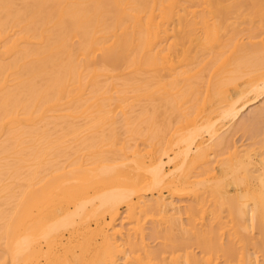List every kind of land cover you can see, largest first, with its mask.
<instances>
[{"label":"bare ground","instance_id":"6f19581e","mask_svg":"<svg viewBox=\"0 0 264 264\" xmlns=\"http://www.w3.org/2000/svg\"><path fill=\"white\" fill-rule=\"evenodd\" d=\"M228 1L0 0V264H197L189 234L200 264H264V129L232 141L244 102L218 124L264 92V43L222 39Z\"/></svg>","mask_w":264,"mask_h":264},{"label":"rangeland","instance_id":"374dc122","mask_svg":"<svg viewBox=\"0 0 264 264\" xmlns=\"http://www.w3.org/2000/svg\"><path fill=\"white\" fill-rule=\"evenodd\" d=\"M235 2H234L235 4L231 3V1L226 2L227 5L225 7H227L230 4L229 7H231V8L226 10L225 15L227 14L226 15L227 18H225L226 16L224 15V17H223L224 19L221 21L223 24L222 30L220 31V36L222 37V39L226 40L230 36L232 31H230L231 27H229V25L232 22H236V24H235V26L237 28L236 30H237V32L240 33V35L242 34L241 35V39H243V41H241L242 43L243 42L246 43V40L248 42L247 36H250L251 34H253V35H260L261 34L262 38L260 37V39H262V42L264 43V14H262L260 11H259L260 13L258 12V6L256 4L258 2H263V0H237V1L235 0ZM222 5L224 7V4H222ZM200 9L201 8H199L198 10H200ZM226 19H228V20L225 22ZM245 38H246V40H245ZM257 41H259V38L257 39ZM254 78H255V76H247L246 75L244 78L241 79L240 82L243 85L246 84L245 85V87H246L247 85L249 86L251 84V82L254 80ZM119 83H121V80ZM256 85L259 87L264 85V78L262 80H259V82ZM202 89L203 88H201V90ZM263 95H264V92H262L261 89H258V88L256 89L255 87H252V88H250V91L246 94L243 101L241 100L240 102L236 103L232 107H224V108L219 109V112H218L219 113V116H218L219 117V119H218L219 123L218 124L223 125L222 129H224L231 122L232 113L234 112V110L237 108H240V106L244 102L245 105L239 110L240 113L238 114V120H237L236 127L241 125V124H245L246 126H248L247 127L248 130L246 129L247 131L245 130V131L238 132L235 135V137L232 139V141L236 142V145H239V146L242 145L243 146L242 149L246 148V147H250V145L252 143L259 141L260 137H258V136L256 137L254 135V133H256V132L258 133L259 131L261 132L262 131L261 129L262 128L264 129V124H263L264 118H262L261 116L259 117V114H258L259 106H257L258 104H256V102ZM254 105L257 106V108H255ZM188 106H189V104L185 105V107H188ZM247 106L248 107L253 106L254 108H252L253 110L251 109L249 112H247L249 109V108L246 109ZM254 114H257V115H254ZM256 116L260 119L255 118ZM260 121L262 123H260ZM251 122L253 125L251 124ZM246 123H248V124H246ZM218 124H217V126H219ZM254 124H255V126H254ZM259 126H260V128H259ZM256 129H258L259 131ZM123 132H124V129L122 128V126L118 125L117 126V133L121 138H123ZM216 134H218V133H216ZM205 135L206 136H204V137L208 138L207 137L208 135L206 133H205ZM229 136H231V135H229ZM228 139L231 140L230 137ZM255 147H258V145H255ZM193 149L195 150V148H193ZM174 200L181 207L182 211L186 210V208L188 206H191L194 204L193 201L191 199H189L188 195H181L180 197H175ZM211 202H212L211 199H210V201L207 202V207L209 206L208 210H210V209L215 210V205L213 202L212 203ZM223 206L225 207L226 204H224ZM223 215L225 217L227 214L223 213ZM123 216H124V209H121L120 210V218ZM184 223L185 224L187 223L185 219H184ZM151 227L152 226H151L150 222L146 223V225H145L146 241L148 244H150V247L152 250L164 249L167 252L164 254L163 258L167 259V258H170L171 256L176 258V257H178V255H181L180 252L176 253L175 255H170V253L173 250L179 249L175 244V243H179V244H181L180 249L186 250L189 248V250H187V252L193 251L192 254H195L194 257L196 256L197 264H200L198 262V260L201 261V258L204 255L200 253L199 249H197V245L195 242L196 239L195 238L193 239V236L191 234H189L190 236H187V235L181 236L180 235L181 239L178 236L174 237L171 235L172 236L171 240L176 241L174 243L175 246L172 245L173 247H171L170 246V242H171L170 237L166 239L165 238L166 236L163 235L162 233L159 235V238L157 240L153 239L154 240L153 241L150 237V235L152 234ZM197 228H198V226H197ZM250 234L251 235L247 234L248 236H250L249 238H248V236H246L247 239H250L251 241L253 240L251 243L249 241V243H250L249 247H252V246L257 247L256 246L258 243L257 241L259 240L258 239L259 238L258 231L254 230ZM224 238L225 239L222 241V244L226 245L227 244V238L226 237H224ZM254 242H257V243H254ZM238 246L239 245H237L236 247H238ZM212 258L215 259V261L218 264H223V262L225 260L224 253L222 251L221 252L218 251V253L217 252L212 253ZM260 258H261V256H260ZM179 261H181V259Z\"/></svg>","mask_w":264,"mask_h":264}]
</instances>
